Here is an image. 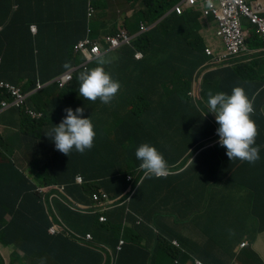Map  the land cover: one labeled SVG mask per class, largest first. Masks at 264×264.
Instances as JSON below:
<instances>
[{
    "label": "trees",
    "instance_id": "1",
    "mask_svg": "<svg viewBox=\"0 0 264 264\" xmlns=\"http://www.w3.org/2000/svg\"><path fill=\"white\" fill-rule=\"evenodd\" d=\"M127 1L130 3L132 0ZM144 1L148 9L141 12V19H128L125 22V27L132 32L140 31L142 23L150 28L141 33L134 42V45L143 51L144 58L133 60V50L127 46L109 52L106 58L109 57L112 61L118 59L121 64L126 65L117 73L112 67L105 66L112 77L120 82L121 87L108 104L101 103L98 98L94 104L85 101L84 116H91L97 133L91 149L83 153L72 150L66 155L50 142L42 140L44 135L28 130L29 122L34 124V121L25 106L42 113L44 111L36 104L34 97L29 98L24 106L15 109L14 113L20 115V120L15 122L14 126L23 133V144L28 151L20 150L15 145L11 151L0 147V245L13 248L10 256L19 253L37 254L41 264H45L42 256H50L60 264H100L103 252L99 248L91 245H88L89 248L81 246L75 243L74 239L91 231L97 242L107 246H114L112 242H116L117 245L121 238H125V232L136 227L126 226L125 222L130 224L134 214L145 212L143 210L146 207L141 209L142 203L147 204L152 199L150 206H156L155 201L165 193L164 185L169 177H145L144 170L139 167L140 161L135 157L136 148L144 142L155 145L163 153L166 168L174 170L193 148L201 149L208 138L217 135L215 114L206 113V101L210 94L221 91L230 93L233 82L224 76L223 72H212L206 76L202 85L203 106L201 104L200 108H196L188 97L192 89L193 73L209 59L206 58L205 47L199 35L198 12L169 16L159 25L151 27L154 21L161 19L180 0ZM10 14L12 15L9 16ZM115 16H118L116 11L107 12V18L113 19ZM14 18L35 20L12 21ZM30 23L38 24L40 32H56L59 35L58 43L66 41L71 30L77 29L86 33L88 25L92 26L93 30L102 29L106 25L104 22L98 27L96 23L88 24L87 9H83V3L79 1L0 2V81H5L0 83H17L24 91L28 90L22 76L25 69L19 68V57L14 52L17 59L13 58V51L8 44L9 33H13L14 38L17 35V24L29 25V29ZM31 43L24 39L15 40L18 47ZM43 45H48V42ZM90 68L93 66H89ZM237 72L236 69L234 74ZM77 83L78 74L64 91L76 95ZM2 98L12 99L11 93L0 91V99ZM263 99L264 92L253 102L258 140H264L261 135L264 124H259L264 115L260 112ZM47 104L49 105V102ZM64 116L65 114H62L61 117ZM1 128L0 126V146L4 144V132ZM180 141H185L186 148L175 146L176 142ZM48 146L52 149L47 148ZM25 151L31 155V159L28 164L18 165L17 160L26 153ZM212 151L219 155L222 153L207 149L200 153L210 157L212 161H218V156L211 154ZM200 153L183 170V175L187 176L191 170L197 174L199 168H206L195 165L196 160L198 163L203 161ZM64 159H67L66 163H63ZM236 165L233 162L223 165L225 175ZM211 167L215 168L216 165L211 164ZM78 173L82 174L83 183H76L75 175ZM251 174L253 175L244 166L234 169L233 176L222 179L233 185L245 183L257 196L264 194L261 183ZM53 183L64 184L66 196L59 194L51 197L53 208L48 212L37 187L39 184L47 186ZM99 188H103L115 198L113 204H118L103 212L106 221L99 220L102 211H92L96 206L92 194ZM191 192L200 195L197 188H190L185 197L189 198ZM136 198L141 200L140 208L134 207ZM120 206L127 208L128 215L125 219ZM137 217L134 218L133 224H136ZM52 222H57L68 234L49 232ZM139 228L137 226V229ZM171 241L172 239L160 237L157 248H163L169 256L180 255L181 252L175 249ZM131 247L134 249L122 252L112 263H130L133 251L144 253L147 257L149 248H127ZM127 248L125 250H128ZM128 253H131V256ZM2 260L3 258L0 259Z\"/></svg>",
    "mask_w": 264,
    "mask_h": 264
},
{
    "label": "clouds",
    "instance_id": "2",
    "mask_svg": "<svg viewBox=\"0 0 264 264\" xmlns=\"http://www.w3.org/2000/svg\"><path fill=\"white\" fill-rule=\"evenodd\" d=\"M6 1L14 2V0H0V2ZM60 1L61 0H55L56 3H60ZM71 1L83 3V9H87L88 12V24L93 25V23H96V27H98L104 22L106 25L102 27V29L98 28L96 30H93V27L88 25L86 33H82L77 29L71 30L69 38L63 43H58L59 35L56 32H40L39 26L36 23H30L29 29V25L24 26L17 24V35L14 38L12 36L13 33H9L10 41L8 45L13 51V58L17 59V55L19 57L21 63L19 64V68L25 69V71L22 72V76L24 82L27 83L28 90L24 91L22 86L17 83L11 85L0 83V91L11 93L12 97V99H0V114L11 109H18L20 106H24L29 98L36 97L45 92L51 94V100L47 106L43 105L44 102L47 103V101L43 99L40 100L42 103L41 108L45 107L49 109L51 106L52 110L57 103L63 104L60 111H65V116L58 124H54L52 128L44 133L54 143L55 148L66 155L72 150L83 153L85 150L91 149L97 133L91 116L86 117L83 115V107L78 106L74 110L71 107H65L78 95L86 100L95 101L98 98L101 103H110L120 89L121 84L117 79L112 77V74L106 70L105 66L108 65L112 67L115 73H117L123 70L126 65L121 64L118 59L112 61L109 57L106 58L107 54L127 46L133 50L131 53L133 60H142L144 58V53L134 45V42L141 33L150 29L145 23L141 24V30L137 32H132L125 27L126 20L136 19L139 21L141 19V12L148 9L144 0H132L130 3L127 0ZM183 1L185 0H180L161 19L154 21L151 27L159 25L166 17L173 15L182 16L186 12L196 11L194 9L198 2L195 5L186 6L184 12L179 14L175 8L181 5ZM242 1L248 6L255 2L248 3L245 2V0ZM207 2H209V0H207ZM116 4H118L117 7H115ZM139 4H141V8L137 9ZM106 6L110 8L109 11H103ZM204 10L205 6L202 10L196 12H200L204 19H213L219 31L218 20L214 15L206 16ZM115 11L118 16L113 17V19L107 18V12ZM11 15L12 14L9 16ZM19 19L31 22L35 20L33 18H14L12 21ZM251 26L254 28V31H256V28L253 25ZM1 30L2 28H0V31ZM16 39H24L32 43L25 47H18L15 45ZM44 42H48V45H43ZM206 50L204 52L206 57L215 58L216 63L223 67H232L231 65L237 60L236 55L230 60L220 63L218 61V56L220 54L216 56L212 52V55H207ZM245 50L246 48L244 45V49L240 51V53L245 52ZM89 66H93V68L89 69ZM77 74L80 82V84L76 86L77 93L74 96L71 94L66 96L67 92L64 91V89L75 79ZM237 75L238 73L234 77V80ZM191 102L196 108L201 107L198 102ZM263 102L264 101L261 103V110H264ZM206 105V113L210 112L215 114L214 120L217 125V135L208 138L201 149L193 148L190 153L184 157L182 162L184 161L188 166L203 149L222 152L220 155L214 151L211 152V154L218 156V161H213L218 169L223 168V165L230 164L231 162L238 164V167H244L245 165L242 164H246V161L249 163L257 161L260 158L259 151L262 147L259 148L260 145H256L255 143V141L258 140V137L256 139L258 133L256 123L251 118V116L255 115L253 100L248 96L245 88L237 85L232 88L230 93L221 91L210 94L206 101ZM25 107L27 113L32 116L34 123L42 119L44 115L47 116L49 113V111L46 112L44 110L42 113L32 108L29 109L28 106ZM45 140L48 141L49 139ZM14 144L17 145L16 141H13V145ZM224 153H226L227 156L224 155ZM135 157L140 161L139 167L144 170L145 177L167 176L170 173L178 171L176 169H167V163L163 153L160 152L155 145L147 142L141 143L136 148ZM77 176L82 177L81 182L77 181ZM75 180L78 184L84 182L82 174L79 173L75 175ZM60 186H64L65 191L64 184L53 183L47 186H45V184H39L37 192L41 196L43 203L45 197L50 196L49 199L52 208L51 197L59 194L66 196L64 191H58ZM39 188H45V193H41ZM235 188L249 191L250 196L255 192L245 185V183L237 185ZM102 190L104 189L99 188L95 192L102 193ZM92 200L96 202V206L92 211H102L100 216H104V219H100L99 216V220L106 221V216L103 214L104 210H101V206L109 203L113 204L115 198H112L110 194H108V199L104 200L101 197V200H96L92 194ZM52 224L58 226V230L53 234H68V231L60 227L57 222H52ZM50 227L49 232H51ZM74 240L75 243L81 246L89 248L88 245H91L99 248L104 253L101 243L95 240L91 231L87 232L86 235L77 236ZM171 243L175 248L180 247V244L175 239H172ZM124 245L125 241L120 239L117 249L121 250ZM247 245L246 241L240 244L241 247ZM197 262L201 263V261H196V263ZM100 264L104 263L100 262Z\"/></svg>",
    "mask_w": 264,
    "mask_h": 264
},
{
    "label": "crops",
    "instance_id": "3",
    "mask_svg": "<svg viewBox=\"0 0 264 264\" xmlns=\"http://www.w3.org/2000/svg\"><path fill=\"white\" fill-rule=\"evenodd\" d=\"M254 1L245 0L248 3ZM205 4V1H199L194 10H202ZM212 25L215 26L212 22L209 28L213 27ZM209 30L199 31L205 47L204 52L206 49H210L214 55H221L224 52V45L217 35L218 26L216 39L209 36ZM244 33L246 35V50L235 60V63L231 65L232 67L218 65L215 58L208 57V61L196 69L191 77L192 89L188 94L191 101L198 102L200 105L204 103L201 96L204 80L209 73L218 71L223 72L224 76L231 79L232 87L243 86L253 102L264 92V42L259 39L256 31ZM236 69L238 75L234 80L237 74H234ZM77 84H80L79 80ZM85 101L94 104V101L86 100L78 95L65 108L71 107L74 110L79 106L83 107L85 112L86 108L80 105H86ZM43 105L47 106V103L44 102ZM62 106L63 104H57L52 110L51 106L49 109L42 107L46 112L49 111L47 116L44 115L47 122L41 121L44 117L38 120L41 122L37 124L29 122L28 130L35 134L44 135L42 140L49 139L48 142H50L51 139L44 132L52 128L54 124H58L62 119V114H66L65 111H60ZM14 111L15 109H11L0 114V126L4 132V144L0 147H5L7 151L14 149L13 141H17L16 134H19L21 139L24 137L20 129L14 126V123L20 120V115L15 114ZM260 112L264 114V110L260 109ZM251 118L254 120L255 116L253 115ZM260 123L264 124V115H262ZM261 131L264 138V127ZM40 138L42 137L40 136ZM255 143L262 147L259 151L260 158L253 163L254 165H250L252 163L246 161L245 167L253 173L251 175L261 183L264 190V140H257ZM52 145L55 147L54 144ZM175 146L186 148V143L185 141L176 142ZM18 149L27 150L24 144L19 145ZM200 155L203 156L202 153ZM30 159L31 155L26 152L19 156L17 164L29 163ZM64 162L66 163L67 159H64ZM81 162L83 164V161ZM211 164L214 162L205 155L201 163H198L197 160L195 162L196 166L206 167L199 168L197 174L191 170L185 176L182 174L183 170H178L165 176L169 177L168 181H165V193L164 196L155 201L156 206H150L153 203L152 199L147 204L142 203L141 209L146 207L143 210L145 212L139 213V215L134 214L130 224L125 222L126 226H136L131 231L125 232V238H121L125 239L126 247L124 245L120 250L117 249L118 244L115 245L116 242H112L114 246L101 243L104 251L101 262L113 264L112 262L119 258L122 252L134 249L127 247L140 248L143 246L149 248L147 257L144 253L133 251L128 264H197L196 261H201L203 264H264V194L257 196L254 192L250 196L245 192V189H236L237 184L233 185L228 180L222 179L233 176V170L239 168L238 164L226 175L224 167L221 169H218L217 166L213 168ZM190 188H197L200 195L191 192L189 198H186ZM140 201L139 198H136L134 207L138 208ZM116 205L118 204L109 203L101 206V210L107 212ZM120 208L123 210L122 214L125 219L128 215L127 208L121 206ZM136 217V224H133ZM137 226L140 228L137 229ZM160 237L175 239L180 244V248L175 249L179 250L181 254L169 256L163 248L158 249L157 242ZM243 241H246L248 245L241 247L240 244ZM126 248L128 250H125ZM0 249V259L3 258L0 264H41L37 254L19 253L10 256L13 251L12 247L7 248L0 245ZM128 254L131 256V253ZM42 258L45 264H60L51 259L50 256H42Z\"/></svg>",
    "mask_w": 264,
    "mask_h": 264
},
{
    "label": "built area",
    "instance_id": "4",
    "mask_svg": "<svg viewBox=\"0 0 264 264\" xmlns=\"http://www.w3.org/2000/svg\"><path fill=\"white\" fill-rule=\"evenodd\" d=\"M199 1L207 2V0H185L181 3V5L177 6L175 10L179 14H182L186 6L195 5ZM207 3L205 4V15H214L218 20L219 31L217 35L221 38L224 45V52L218 56V61L220 63L230 60L244 49L246 35L241 28V18H245L256 28L259 39L264 42L263 1L255 0V2L250 6L246 5L242 0H209ZM206 53L207 55H212L211 50H206ZM76 179L79 182L82 181L81 176H77ZM39 191L41 193H45L46 189L39 188ZM58 191L63 192L64 186H60ZM93 197L96 200H101V197L105 200L108 199V193L102 190V193H93ZM49 198L50 196H46L44 199V204L48 212H50L51 209ZM100 219H104V216H100ZM57 230L58 226L56 224H52L50 231L55 233ZM197 263L201 264L200 262Z\"/></svg>",
    "mask_w": 264,
    "mask_h": 264
},
{
    "label": "rangeland",
    "instance_id": "5",
    "mask_svg": "<svg viewBox=\"0 0 264 264\" xmlns=\"http://www.w3.org/2000/svg\"><path fill=\"white\" fill-rule=\"evenodd\" d=\"M118 6V4H116L115 5V7H117ZM141 8V4H139L138 6H137V9H140ZM110 10V8L108 7V6H106V7H104V10L103 11H109ZM198 22H199V26H200V31L202 32L204 29H210L209 30V36H212V37H214L215 39L217 38L216 37V30H217V24L215 25V26H213V27H211V28H209V25L213 22L214 24H215V22H214V20L213 19H204L203 17H202V14L200 13V12H198ZM240 22H241V26H242V29H243V31L244 32H251V33H253V31H254V28L244 19V18H241L240 19ZM103 35V34H102ZM202 39V38H201ZM248 41V40H247ZM244 52H242V53H239L238 55H237V58L239 57V56H241L242 54H243ZM68 95H70V93H68L67 92V95L66 96H68ZM34 99H36L37 101H36V104H38V105H40L41 106V103H40V100H44V101H47V102H50V100H51V94H48V93H41V94H39L38 96H36V97H34ZM57 103V102H56ZM60 103H61V101H60ZM58 104V103H57ZM81 106H84V105H82V104H80ZM45 121V122H47V118L46 117H44L41 121ZM41 121H37L36 122V124L37 123H39V122H41ZM16 139H17V141H16V144L18 145H15L16 147H19V145H23V141H22V139H21V137H20V135L19 134H16ZM47 141V140H46ZM50 143L51 144H54L52 141H50ZM15 146H14V148H15ZM25 164H28V162H26ZM187 167V165L184 163V161L176 168V170H184L185 168ZM36 182L38 183V180H36ZM40 183V182H39ZM245 192H247L248 193V195H249V191H245ZM116 233H118L117 231H116Z\"/></svg>",
    "mask_w": 264,
    "mask_h": 264
},
{
    "label": "bare ground",
    "instance_id": "6",
    "mask_svg": "<svg viewBox=\"0 0 264 264\" xmlns=\"http://www.w3.org/2000/svg\"><path fill=\"white\" fill-rule=\"evenodd\" d=\"M107 260V259H106ZM105 264V263H104ZM109 264V263H108Z\"/></svg>",
    "mask_w": 264,
    "mask_h": 264
}]
</instances>
